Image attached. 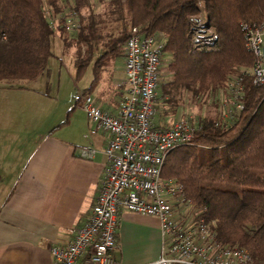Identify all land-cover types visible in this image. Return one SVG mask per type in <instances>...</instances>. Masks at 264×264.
I'll return each mask as SVG.
<instances>
[{
	"label": "trees",
	"instance_id": "1",
	"mask_svg": "<svg viewBox=\"0 0 264 264\" xmlns=\"http://www.w3.org/2000/svg\"><path fill=\"white\" fill-rule=\"evenodd\" d=\"M111 1L124 14L122 28L101 46L95 31L101 17L95 19L89 0H0V82L42 74L56 33L75 45L78 67L93 60L94 82L110 57H123L132 26L162 34L158 98L164 103L174 90L196 97L243 73L242 108L226 121L200 117L190 142L167 153L160 175L182 184L218 240L244 247L253 264H264V86L247 73L253 55L242 28L264 24V0ZM68 9L79 21L76 31L62 24Z\"/></svg>",
	"mask_w": 264,
	"mask_h": 264
},
{
	"label": "built area",
	"instance_id": "2",
	"mask_svg": "<svg viewBox=\"0 0 264 264\" xmlns=\"http://www.w3.org/2000/svg\"><path fill=\"white\" fill-rule=\"evenodd\" d=\"M62 24L68 32L79 28L73 10L66 11ZM242 28L245 46L253 55L247 73L254 85L264 86V24L247 22ZM122 54L119 83L124 96L114 113L101 109L89 90L73 96L74 104L83 109L94 127L108 134L103 147L106 163L85 223L66 245L50 246L54 264H76L83 256L86 264H116L112 251L117 245L120 207L158 218L161 246L156 264H253L244 247L217 239L179 181L160 175L167 153L188 144L198 125L188 120L164 128L153 125L162 72V34L144 33L132 26ZM242 77L243 73L231 75L226 82L228 108L223 121L242 108ZM93 153L91 147L80 151L83 157Z\"/></svg>",
	"mask_w": 264,
	"mask_h": 264
},
{
	"label": "crops",
	"instance_id": "3",
	"mask_svg": "<svg viewBox=\"0 0 264 264\" xmlns=\"http://www.w3.org/2000/svg\"><path fill=\"white\" fill-rule=\"evenodd\" d=\"M122 59L119 73L109 71L105 79L98 74L82 88L111 113L124 96ZM166 119L158 111L153 125L167 127ZM107 136L73 99L59 101L56 90L0 82V264H54L50 246L66 245L90 214ZM85 147L94 149L91 157L81 156ZM115 235L116 264H156L161 246L156 216L120 207ZM76 264H86L84 256Z\"/></svg>",
	"mask_w": 264,
	"mask_h": 264
},
{
	"label": "rangeland",
	"instance_id": "4",
	"mask_svg": "<svg viewBox=\"0 0 264 264\" xmlns=\"http://www.w3.org/2000/svg\"><path fill=\"white\" fill-rule=\"evenodd\" d=\"M89 1L97 14L95 19H97V16L101 17L96 20L95 31L97 37L101 38L98 45L102 46L104 40L107 42V39L109 40L119 33L118 31L122 28L123 12L120 10L121 8L113 6L111 0ZM84 12L86 13V9H84ZM76 56L75 45L64 43L61 36L56 33L51 39V55L47 60L46 71L43 73V77L38 79L39 81L30 83L31 81L26 79H15L6 82L13 83V85L29 86L41 84L50 93H54L56 90L59 101H72L73 94L83 91L82 88L93 80V60L80 68L75 61ZM120 60L121 56L110 57L107 63L104 64L102 71L100 70V77L102 79L107 78L109 71L119 73ZM56 82L58 83L57 87L55 86ZM227 94L225 86L200 93L196 97L193 94L174 90L173 97H171L168 104L164 103L159 96L156 103L157 112L159 111L160 114L166 116L168 126L178 120H188L195 124L203 116H214L218 121H222L225 119V112L228 108Z\"/></svg>",
	"mask_w": 264,
	"mask_h": 264
},
{
	"label": "water",
	"instance_id": "5",
	"mask_svg": "<svg viewBox=\"0 0 264 264\" xmlns=\"http://www.w3.org/2000/svg\"><path fill=\"white\" fill-rule=\"evenodd\" d=\"M262 63L264 68V44L262 45Z\"/></svg>",
	"mask_w": 264,
	"mask_h": 264
}]
</instances>
